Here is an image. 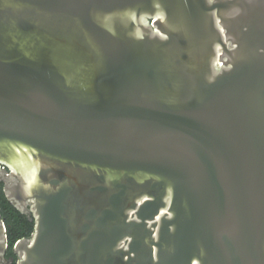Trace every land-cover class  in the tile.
Here are the masks:
<instances>
[{"label": "water", "instance_id": "obj_1", "mask_svg": "<svg viewBox=\"0 0 264 264\" xmlns=\"http://www.w3.org/2000/svg\"><path fill=\"white\" fill-rule=\"evenodd\" d=\"M0 181L17 264H264V0H0Z\"/></svg>", "mask_w": 264, "mask_h": 264}, {"label": "trees", "instance_id": "obj_2", "mask_svg": "<svg viewBox=\"0 0 264 264\" xmlns=\"http://www.w3.org/2000/svg\"><path fill=\"white\" fill-rule=\"evenodd\" d=\"M0 212L7 227L8 248L6 255H13L17 264L18 256L14 252V244L21 238L31 237L35 223L17 209L7 198L2 183H0Z\"/></svg>", "mask_w": 264, "mask_h": 264}, {"label": "flooded vegetation", "instance_id": "obj_3", "mask_svg": "<svg viewBox=\"0 0 264 264\" xmlns=\"http://www.w3.org/2000/svg\"><path fill=\"white\" fill-rule=\"evenodd\" d=\"M0 183H2V185H3V188H4V183L2 182V181H0ZM7 256V255H6ZM10 256H12V255H10ZM10 256H8V257H10ZM15 261V260H14ZM14 262H12L11 264H13Z\"/></svg>", "mask_w": 264, "mask_h": 264}]
</instances>
